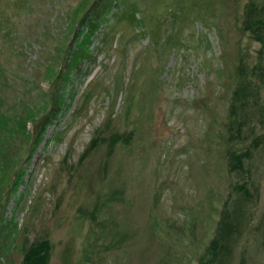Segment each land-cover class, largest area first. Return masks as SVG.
I'll return each instance as SVG.
<instances>
[{
  "label": "rangeland",
  "instance_id": "rangeland-1",
  "mask_svg": "<svg viewBox=\"0 0 264 264\" xmlns=\"http://www.w3.org/2000/svg\"><path fill=\"white\" fill-rule=\"evenodd\" d=\"M0 264H264V0H0Z\"/></svg>",
  "mask_w": 264,
  "mask_h": 264
},
{
  "label": "trees",
  "instance_id": "trees-1",
  "mask_svg": "<svg viewBox=\"0 0 264 264\" xmlns=\"http://www.w3.org/2000/svg\"><path fill=\"white\" fill-rule=\"evenodd\" d=\"M86 39L90 40L88 36H87V38H86Z\"/></svg>",
  "mask_w": 264,
  "mask_h": 264
}]
</instances>
